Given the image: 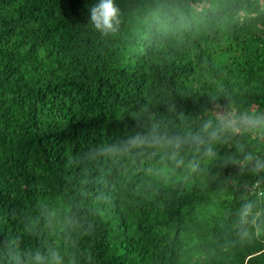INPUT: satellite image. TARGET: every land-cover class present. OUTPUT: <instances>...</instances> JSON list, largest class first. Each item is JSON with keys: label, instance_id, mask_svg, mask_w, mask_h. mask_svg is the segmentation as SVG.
Instances as JSON below:
<instances>
[{"label": "trees", "instance_id": "trees-1", "mask_svg": "<svg viewBox=\"0 0 264 264\" xmlns=\"http://www.w3.org/2000/svg\"><path fill=\"white\" fill-rule=\"evenodd\" d=\"M98 2L0 0V241L64 252L47 209L79 222L65 252L77 264H264V231L242 239L239 224L245 197L264 190V172L239 162L264 159V141L229 138L196 173L159 156L89 158L150 114L184 132L199 130L213 98L264 110V0H165L205 9L166 36L149 21L160 0H114L121 24L107 36L90 22Z\"/></svg>", "mask_w": 264, "mask_h": 264}, {"label": "clouds", "instance_id": "clouds-1", "mask_svg": "<svg viewBox=\"0 0 264 264\" xmlns=\"http://www.w3.org/2000/svg\"><path fill=\"white\" fill-rule=\"evenodd\" d=\"M89 11L90 22L100 33L107 36L119 30L121 13L114 0H99ZM204 11L203 5L185 11L179 6L160 0L149 13L150 26L166 36L185 28L191 16L201 15ZM204 115L207 118H201L198 131L189 129L178 132L172 131L168 122L159 119L155 114H150L140 130L130 132L126 138L118 142L101 144L89 154V158L92 160L103 158L113 166L123 167L126 162L136 164L139 160L140 163H144V158L151 160L159 156L158 163L164 168L173 171L187 169L196 173L200 170L202 162L217 159V146L229 138L249 135L264 141V110L258 105L241 109L229 96H225L223 101L213 98ZM180 116L183 119L182 113ZM186 152H191L193 158L186 159ZM239 163L241 170L245 165H251L254 174L264 172V159L251 153L244 155L243 161ZM164 168L160 171L163 172ZM153 170L149 168L148 172ZM260 186L261 182L258 180L254 188L260 189ZM254 195L256 199L245 197L246 202L239 209L242 239L264 231V208L259 206V202L264 200V190L255 192ZM42 215L44 227L49 232L55 233L57 228H60L66 234L65 251L62 252L61 249L50 245L22 250L20 238L13 237L0 241V245L6 251L7 264H77L76 256L66 255L65 252L75 244L71 233L79 227V222L72 217L61 220L56 212L47 209L42 210ZM33 234L35 233L29 229V235Z\"/></svg>", "mask_w": 264, "mask_h": 264}]
</instances>
